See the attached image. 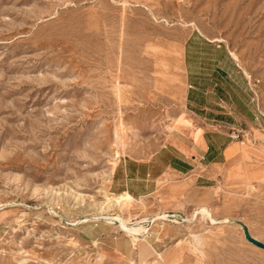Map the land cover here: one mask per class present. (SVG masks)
<instances>
[{
  "label": "rangeland",
  "instance_id": "obj_1",
  "mask_svg": "<svg viewBox=\"0 0 264 264\" xmlns=\"http://www.w3.org/2000/svg\"><path fill=\"white\" fill-rule=\"evenodd\" d=\"M192 31L237 55L264 114V0H0V264H264L243 232L264 242V124L201 200L163 180L114 201L120 157L201 140L183 104ZM118 216L146 232L133 243Z\"/></svg>",
  "mask_w": 264,
  "mask_h": 264
},
{
  "label": "crops",
  "instance_id": "obj_2",
  "mask_svg": "<svg viewBox=\"0 0 264 264\" xmlns=\"http://www.w3.org/2000/svg\"><path fill=\"white\" fill-rule=\"evenodd\" d=\"M194 34L184 43L183 104L192 123L202 128L201 140L195 141L192 134L185 139L171 136L146 156L120 157L110 177L113 192L145 197L164 180L190 201L201 200L214 179V165L227 159L236 142L234 130L264 124L260 88L232 51L212 41L215 38ZM216 126L225 129L207 128Z\"/></svg>",
  "mask_w": 264,
  "mask_h": 264
},
{
  "label": "bare ground",
  "instance_id": "obj_3",
  "mask_svg": "<svg viewBox=\"0 0 264 264\" xmlns=\"http://www.w3.org/2000/svg\"><path fill=\"white\" fill-rule=\"evenodd\" d=\"M233 55L235 56L234 58L236 59V58H237V55L234 54V53H233ZM193 135H194V137H195L196 139L199 138L195 130L193 131ZM243 144H244V143H243ZM132 199H133V196H132L130 193H125V194H123V195H120L119 197L114 198V201H115L117 204H120V205H121V203H125V204L130 203ZM116 203H115V204H116ZM126 207H128V206H126ZM198 214H200L201 216L207 217V218L210 219L213 223L216 222V220L214 219V217H213V215H212V213H211V211H210L209 208H206V207L198 208V209L196 210L194 216H196V215H198ZM166 218H167L166 215H159L157 219L166 220ZM117 219L121 221V223H122V227L124 228V230L131 234L133 243H135V242L137 241L136 235H137V234H141V233H143V232L145 231V228H144L143 226H139V227H129V226L127 225V222H126V221H123V219H121L119 216H118V218H116V220H117ZM111 220H112V219H111ZM225 220H229V221H230L231 219L228 218V219H225ZM114 221H115V220H114ZM231 221H235V222H236V220H231ZM226 222H227V221H226ZM241 228H242V227H241ZM145 232H146V231H145ZM243 232H244V230H243ZM247 234H249V233H247ZM249 235H250V234H249ZM252 236H253V235H252ZM253 237H254V236H253ZM254 238H255V237H254ZM248 242H249V241H248ZM249 243H250V242H249ZM251 244H252V243H251ZM252 245H253V244H252ZM254 246H255V245H254ZM262 250H263V249H262ZM263 251H264V250H263Z\"/></svg>",
  "mask_w": 264,
  "mask_h": 264
},
{
  "label": "water",
  "instance_id": "obj_4",
  "mask_svg": "<svg viewBox=\"0 0 264 264\" xmlns=\"http://www.w3.org/2000/svg\"><path fill=\"white\" fill-rule=\"evenodd\" d=\"M243 230H244V235H245V238H246L247 241H249L253 245H255V246H257V247H259V248L264 250V242L263 241H261L259 239H256V238L250 236L249 234H247L248 232H247L245 227L243 228Z\"/></svg>",
  "mask_w": 264,
  "mask_h": 264
},
{
  "label": "built area",
  "instance_id": "obj_5",
  "mask_svg": "<svg viewBox=\"0 0 264 264\" xmlns=\"http://www.w3.org/2000/svg\"><path fill=\"white\" fill-rule=\"evenodd\" d=\"M240 136H243V133H241V131H238L237 133L233 132L231 135L233 139L239 138Z\"/></svg>",
  "mask_w": 264,
  "mask_h": 264
}]
</instances>
